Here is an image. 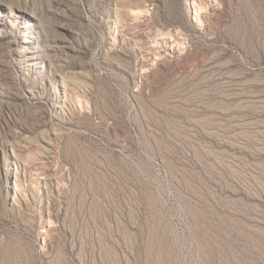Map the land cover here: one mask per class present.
Returning a JSON list of instances; mask_svg holds the SVG:
<instances>
[{
    "label": "rangeland",
    "instance_id": "374dc122",
    "mask_svg": "<svg viewBox=\"0 0 264 264\" xmlns=\"http://www.w3.org/2000/svg\"><path fill=\"white\" fill-rule=\"evenodd\" d=\"M0 264H264V0H0Z\"/></svg>",
    "mask_w": 264,
    "mask_h": 264
}]
</instances>
